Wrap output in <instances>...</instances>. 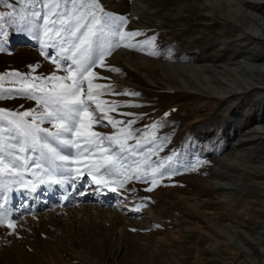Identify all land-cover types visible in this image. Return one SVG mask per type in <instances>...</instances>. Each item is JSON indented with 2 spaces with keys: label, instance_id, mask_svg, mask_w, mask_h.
Listing matches in <instances>:
<instances>
[{
  "label": "rangeland",
  "instance_id": "rangeland-1",
  "mask_svg": "<svg viewBox=\"0 0 264 264\" xmlns=\"http://www.w3.org/2000/svg\"><path fill=\"white\" fill-rule=\"evenodd\" d=\"M131 1L99 0L106 12L127 17L126 31L145 33L133 38V43L155 36L154 50L164 62L179 55L182 61L205 62L214 49L221 50L220 58H225L229 51L221 40L228 42L238 33L235 26L229 29L232 21L217 12L212 13L213 19H208L206 0H144L150 8L139 19L129 18L131 11L122 6ZM16 7L20 5L17 3ZM36 9L40 10L39 4ZM7 10L0 3V11ZM5 48L0 52V75L18 71L22 75L48 76L57 71L40 54L39 42L23 33L10 28ZM129 50L146 56L153 49L146 46L143 51ZM48 51L55 54V50ZM121 58L111 63L108 56L106 63L120 71L97 68L100 76L109 79L96 82L113 85L116 93H140L106 94L101 99L121 105L110 115L125 122L135 120L132 128L138 133H151L147 126L157 123L156 144L145 141V149L160 146L152 157L155 162L175 153L169 167L176 174L158 178V186L151 192L145 191L150 183L133 181L113 193L107 187L92 184L87 177L75 181L73 187L49 180L44 171L49 167L46 160H41L42 169H36L40 153L29 149L22 154L28 158V169L21 170L23 182H35V190L22 187L17 182L19 176L0 177V204L12 213L11 219L17 225L11 235L8 228L0 227V264H233L236 258H247L248 264H264L260 241L248 237L256 235L264 224V139L231 145L236 138L246 136L248 127L264 123V82L261 88L236 101L217 100L191 88L181 90L163 82H151ZM37 65L33 73L32 66ZM158 72L153 74L156 79ZM13 79H5L4 89L20 87ZM4 95L11 98L0 100V108L22 112L37 107L35 101L15 91ZM42 127L51 125L46 122ZM94 130L106 134L114 131L110 125ZM50 142L60 148L55 141ZM60 150L64 154L75 153V149ZM9 151L20 155L16 149ZM236 157L238 163H228ZM62 175L66 173L58 171L55 178ZM41 179L46 182L40 183ZM218 180H229L236 184V189L229 194L217 186ZM141 204L146 206L133 211ZM227 225L247 233L243 231L241 239L249 253L221 232ZM261 245L264 246V240Z\"/></svg>",
  "mask_w": 264,
  "mask_h": 264
},
{
  "label": "snow or ice",
  "instance_id": "snow-or-ice-1",
  "mask_svg": "<svg viewBox=\"0 0 264 264\" xmlns=\"http://www.w3.org/2000/svg\"><path fill=\"white\" fill-rule=\"evenodd\" d=\"M0 3L8 9L0 11V52L6 51L11 28L37 40L40 54L57 70L48 76L22 75L18 71L0 75V100L11 98L6 97L5 92L15 91L37 105L22 112L0 108V177L5 174L19 176L20 181L17 182L22 187L35 190V182H23L21 170L28 169V158L22 154L29 149L40 153V158L35 161L36 169H42L41 160H46L49 167L44 171L48 172L49 180L57 184L70 183L73 187L75 181L87 177L92 184L107 187L113 193L133 181L150 183L145 191L151 192L158 186L159 179L166 174L169 177L176 174L169 167L175 153L155 162L152 157L157 155L160 146L145 149V141L149 145L156 144L155 129L159 125L147 126L151 133H138L132 128L135 120L125 122L110 115L121 105L101 99L106 94L138 96L139 93L127 90L116 93L113 85L96 82L109 79L100 76L95 70L97 68L120 71L106 63V58L117 48L143 51L147 46L153 49L147 52L148 55H158L154 50L155 36L133 43V38L145 33L126 31L127 17L106 12L99 0H13L12 3L0 0ZM36 4L40 10L36 9ZM49 49L55 50V54H50ZM36 67L38 65L32 66L33 73ZM59 71L65 74L58 75ZM6 78H14L12 82L20 84V87L4 89ZM46 122L51 128L42 127ZM100 125H110L114 131L106 134L94 130ZM10 140L16 143H9ZM50 141H55L60 148L75 149V153L64 154ZM9 149L18 150L20 155ZM195 167L193 165L192 170ZM58 171L66 175L56 179ZM45 182L40 180V183ZM144 206L137 205L133 211ZM11 215L0 204V227L8 228L10 235L17 228Z\"/></svg>",
  "mask_w": 264,
  "mask_h": 264
},
{
  "label": "bare ground",
  "instance_id": "bare-ground-1",
  "mask_svg": "<svg viewBox=\"0 0 264 264\" xmlns=\"http://www.w3.org/2000/svg\"><path fill=\"white\" fill-rule=\"evenodd\" d=\"M143 1L133 0L128 5L122 4L124 8L131 11L129 18L139 19L140 14L146 8H150L149 5L145 6ZM206 3L209 6L208 19H213L211 18L212 13L217 12L224 19L232 21L230 30L231 27H237L236 37L228 42L221 40V44L229 51L225 58H220L221 50L214 49V54L205 62L182 61L180 55L174 57L173 60L164 62L160 60L159 55L150 58L148 55L132 53L128 48L123 47L120 51H114L115 53L109 56V60L112 63L116 58L123 57L136 72L142 73L151 82H163L169 87L181 90L191 88V90L200 92L206 97H215L217 100L224 98L233 102L241 95L261 88L264 82V0H206ZM185 6L187 5H183V8ZM249 44L251 45L248 46ZM156 70L159 71L157 79L153 76ZM115 76L121 78L118 73H115ZM245 133L246 136L236 138L231 145H238L245 141H261L264 139V123L248 127ZM234 161L238 163L236 162L237 157L232 158L231 162L228 163ZM217 186L225 188L229 194L236 189V184L229 180H218ZM261 227L256 230V235H249L248 237L251 241H255V239L256 242L260 241L258 246L262 259H264V246L261 245V241L264 240V224ZM243 231L239 227L230 225L221 228V232L226 235L228 240L234 245L245 248L249 253L250 249L243 245L241 239ZM244 233L247 234L245 231Z\"/></svg>",
  "mask_w": 264,
  "mask_h": 264
},
{
  "label": "built area",
  "instance_id": "built-area-1",
  "mask_svg": "<svg viewBox=\"0 0 264 264\" xmlns=\"http://www.w3.org/2000/svg\"><path fill=\"white\" fill-rule=\"evenodd\" d=\"M221 264H225L223 261H220ZM227 263V262H226ZM250 260L246 258V261L243 258H236L233 264H248Z\"/></svg>",
  "mask_w": 264,
  "mask_h": 264
}]
</instances>
